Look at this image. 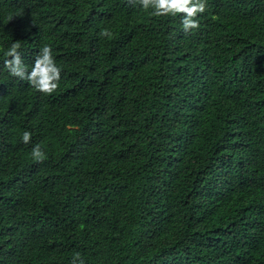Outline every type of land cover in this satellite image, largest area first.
Returning <instances> with one entry per match:
<instances>
[{"label": "trees", "instance_id": "1", "mask_svg": "<svg viewBox=\"0 0 264 264\" xmlns=\"http://www.w3.org/2000/svg\"><path fill=\"white\" fill-rule=\"evenodd\" d=\"M151 11L0 0V264H264V0L187 33ZM14 41L29 69L51 46L54 93L3 67Z\"/></svg>", "mask_w": 264, "mask_h": 264}, {"label": "clouds", "instance_id": "2", "mask_svg": "<svg viewBox=\"0 0 264 264\" xmlns=\"http://www.w3.org/2000/svg\"><path fill=\"white\" fill-rule=\"evenodd\" d=\"M133 5H140L144 10L151 9L150 15L156 17L181 16V25L185 33L200 27L197 16L207 9V0H128ZM102 37H112V33L107 28L99 33ZM21 45L14 41L10 47L4 51L5 59L3 67L12 77H16L27 82L37 92L50 95L59 87L61 67L57 66L52 54L51 46L45 44L35 55L31 68L29 69L23 62ZM32 132L25 130L21 140L24 144L31 142ZM31 157L35 162H43L46 153L39 143L31 148ZM70 264H84L81 254L76 252Z\"/></svg>", "mask_w": 264, "mask_h": 264}]
</instances>
